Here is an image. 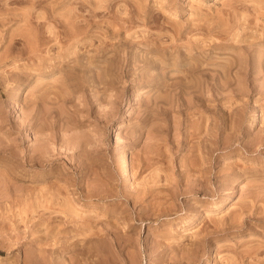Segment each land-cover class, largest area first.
I'll use <instances>...</instances> for the list:
<instances>
[{
  "label": "rangeland",
  "instance_id": "1",
  "mask_svg": "<svg viewBox=\"0 0 264 264\" xmlns=\"http://www.w3.org/2000/svg\"><path fill=\"white\" fill-rule=\"evenodd\" d=\"M0 264H264V0H0Z\"/></svg>",
  "mask_w": 264,
  "mask_h": 264
},
{
  "label": "bare ground",
  "instance_id": "2",
  "mask_svg": "<svg viewBox=\"0 0 264 264\" xmlns=\"http://www.w3.org/2000/svg\"><path fill=\"white\" fill-rule=\"evenodd\" d=\"M12 39H13V38H12ZM14 92H15V91H14ZM17 92H18V91H16V93H17ZM16 93H15V94H16ZM12 102H13V101H12ZM12 102H11V105H12V107H13V103H12ZM14 106H15V104H14ZM253 116H254V115H253ZM117 128H120V125H118ZM126 160H127V159H126ZM121 162H122V166H125V167L127 166L126 163H125V160H124V159H122ZM129 172H130V171H129ZM126 175L129 176V175H128V169H127ZM131 175H132V174H131ZM129 177H130V176H129ZM129 177H128V178H129ZM125 180H126V179H125Z\"/></svg>",
  "mask_w": 264,
  "mask_h": 264
}]
</instances>
